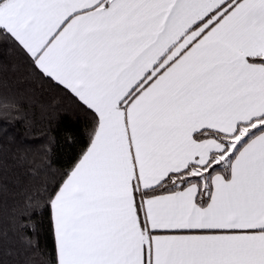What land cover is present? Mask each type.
I'll use <instances>...</instances> for the list:
<instances>
[{
	"label": "snow or ice",
	"instance_id": "1",
	"mask_svg": "<svg viewBox=\"0 0 264 264\" xmlns=\"http://www.w3.org/2000/svg\"><path fill=\"white\" fill-rule=\"evenodd\" d=\"M0 112V264H264V0H0Z\"/></svg>",
	"mask_w": 264,
	"mask_h": 264
},
{
	"label": "trees",
	"instance_id": "2",
	"mask_svg": "<svg viewBox=\"0 0 264 264\" xmlns=\"http://www.w3.org/2000/svg\"><path fill=\"white\" fill-rule=\"evenodd\" d=\"M11 83V82H9ZM3 119V113L0 112V121H2ZM52 128H53V134L57 135V138L59 139V128L57 127V122L55 119V114H53L52 116ZM9 132L10 133H21L23 132V127L21 126L20 123H16L15 127H9ZM59 155V153H58ZM38 219L41 220L42 222V230H41V244H47L49 247H51V239H50V235L47 231V226H48V218H47V214H43L41 217H39Z\"/></svg>",
	"mask_w": 264,
	"mask_h": 264
}]
</instances>
